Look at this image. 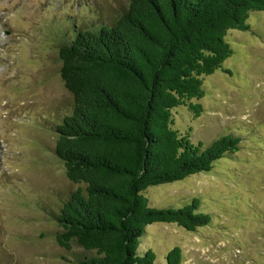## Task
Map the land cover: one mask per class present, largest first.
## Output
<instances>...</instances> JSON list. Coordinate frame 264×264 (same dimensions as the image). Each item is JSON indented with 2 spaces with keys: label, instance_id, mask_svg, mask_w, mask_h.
I'll list each match as a JSON object with an SVG mask.
<instances>
[{
  "label": "rangeland",
  "instance_id": "rangeland-1",
  "mask_svg": "<svg viewBox=\"0 0 264 264\" xmlns=\"http://www.w3.org/2000/svg\"><path fill=\"white\" fill-rule=\"evenodd\" d=\"M129 0H0V264H78L87 251L59 244L55 214L79 184L55 151L56 126L74 105L62 79L60 47L82 27L113 23ZM248 29H231L233 51L203 76L204 95L173 109L174 126L204 147L227 133L240 149L210 171L143 190L157 207L200 198L209 224L188 230L175 222L146 226L139 253L155 264L182 248L181 264H264V10ZM85 28V29H86ZM227 68H230L228 71Z\"/></svg>",
  "mask_w": 264,
  "mask_h": 264
},
{
  "label": "trees",
  "instance_id": "trees-1",
  "mask_svg": "<svg viewBox=\"0 0 264 264\" xmlns=\"http://www.w3.org/2000/svg\"><path fill=\"white\" fill-rule=\"evenodd\" d=\"M261 10L264 0H129L113 23L82 27L61 45L60 73L74 105L56 126L55 151L79 186L55 214L56 238L87 251L78 264H155L152 248L138 251L148 224L196 230L211 222L198 197L157 207L143 190L210 171L240 149L234 133L206 147L194 142L174 126L173 109L200 113L187 102L204 95L203 76L231 55L227 32L248 29L251 12ZM183 259L175 246L166 264Z\"/></svg>",
  "mask_w": 264,
  "mask_h": 264
}]
</instances>
